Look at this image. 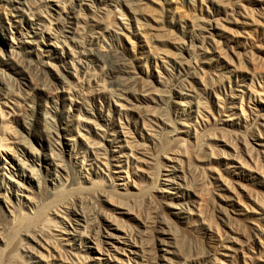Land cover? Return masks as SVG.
Segmentation results:
<instances>
[{"label": "rangeland", "instance_id": "374dc122", "mask_svg": "<svg viewBox=\"0 0 264 264\" xmlns=\"http://www.w3.org/2000/svg\"><path fill=\"white\" fill-rule=\"evenodd\" d=\"M191 42L196 47L194 53L201 47L199 63L193 62L191 55L186 57ZM0 45V86L3 77L9 83L5 93L0 94L5 116L0 117V126L6 125L7 130L5 133L0 127V139L28 165H39L36 169L46 185L51 178L40 170L44 169L41 165L51 167L52 163L33 160L19 145L29 142L43 156L62 147L64 159H70L82 173L95 169V155L102 156L110 167L106 170L100 166L98 176L113 189L109 175L116 178L113 172L119 171L114 168L120 166L125 171L132 163L130 157L126 160L129 150L125 139L136 144L137 151L144 144V148L151 145L138 117L147 108L139 96L144 95L141 91L146 87L162 96L153 109L162 120H158V127L155 125L158 132L162 129L158 138L161 144L172 141L165 148L168 153L159 141L152 152L158 166H170L169 172L162 170V174L176 175L163 156L167 158L175 151L181 158L177 150L182 147L178 145L186 140V129L181 124H202L190 92L191 87H201V75L211 79L203 95L208 107L202 111L209 126L216 122L219 129H236L242 132L241 137H248L253 125L250 110L264 113V0H0ZM108 52L112 57H106ZM255 91H259L260 98ZM229 115H234L233 121H227ZM220 133L216 131L210 140L204 137L201 148L205 150V143L211 142L223 149L224 156L205 158L219 170L215 169L216 174L201 167L191 173L188 170L186 182L191 184L184 185L181 178L175 177L172 186L161 181L150 191L162 203L173 199L186 203L188 213L172 207L161 210L173 226L191 238L173 241V233L154 222L156 206L138 204L132 212L147 227L131 220L133 215L125 217L135 224L134 242L124 236L120 243L103 245V251H108L105 254L97 253V248L81 236L84 220L80 225L62 224L67 236L53 231L56 237L38 235L33 240L21 233L7 246V216L11 209L7 200L16 205L17 194L22 198L27 194L25 188L36 191V182H24L29 174L19 170L10 150L0 152V264H264V229L259 232L254 226L259 223L264 228V154L260 153L264 148L258 143L251 147L253 155L258 153L254 149L260 153L259 177L230 163L227 154L233 152L219 141ZM225 140L243 149L234 136ZM198 149L193 153L199 152L200 156ZM128 170L129 177L134 178L133 170ZM217 174L222 180L226 178V183L234 182H229V191L214 182ZM119 175L120 180L112 183L125 185V174ZM238 182L260 189L261 193L254 190L250 194H256L258 204L241 192ZM141 185L146 187L143 181ZM119 191L123 193L121 187ZM95 200L92 198L87 208L92 207L86 209L93 225L99 226L98 222L103 221Z\"/></svg>", "mask_w": 264, "mask_h": 264}, {"label": "bare ground", "instance_id": "6f19581e", "mask_svg": "<svg viewBox=\"0 0 264 264\" xmlns=\"http://www.w3.org/2000/svg\"><path fill=\"white\" fill-rule=\"evenodd\" d=\"M200 36H202V35H200ZM202 38H199V39L203 40L204 38L203 39ZM212 40H211V42H214ZM203 41L205 42V40H203ZM193 43L191 42L189 44V45H191V47H187L188 49L185 50L186 57H190V55H191V58L192 59L194 58L193 62L197 63V61H198V63H199L200 62L199 59H202V58H198L199 57L198 53H200L202 50H201V47H199L200 52H198L199 50L197 49L198 50V51H196L197 54L194 53V50L196 49V47L194 49L195 44H193ZM192 44H193V46H192ZM0 46H2V45H0ZM202 47H203V45H202ZM215 50H218V49H215ZM217 52H219V54L221 53L219 50ZM110 53L111 52H108L106 54V57H109V58L112 57V55ZM0 54H2L1 48H0ZM192 54H194L195 57L192 56ZM200 55H202V54H200ZM204 55H205V53H204ZM183 57H185V56H183ZM183 57H182V59L184 62L186 61V63H190V61L188 59L183 58ZM183 61H182V63H183ZM19 66L21 68H23L21 65H19ZM203 70L204 69H202V74H204ZM197 72H199V71H197ZM195 73H193V76L195 75ZM1 75H2V73H1ZM196 75H197V73H196ZM199 75H198V77H199ZM253 75H254V73H253ZM196 78H195V80H196ZM199 80L198 81L200 82L201 87L195 86V87H191V90L190 89L189 90L192 93L191 97L196 99V100H194L196 102V104H195L196 112H197V116L199 117V119L203 120L202 124H201V126L196 127V125H191V124L187 125L186 121H184V123L181 125L183 126L182 128L186 129V132H184V134L186 136V140L182 139L183 144L180 143L181 145H178L180 148L182 147V149H180L181 151L177 150V152L179 154H181V158L178 157V155H176L175 151L170 152L171 156L167 154V158L163 156V158L168 163L172 164V166H173L172 168L174 170L173 173H176L175 176H172L170 173H167V174L163 173L162 174V170L165 172L166 171L169 172V170H167V167H170V166L165 165V164L163 165V168L160 167L161 165L158 166L159 163L158 164L156 163L157 161H155V156L152 153L156 149V145L159 144V142L161 144V141L159 140L158 136L160 135L159 132L162 129L158 132L156 130L157 128L155 129V127L157 126V123L159 121H162V120H159V118H157L158 116L155 115V111H153V109L155 108L154 104H156L157 101L161 100L160 97L162 98V96H160V94L153 93L154 89H152L151 87H146L141 91L144 95H142L141 93L139 94L143 103L149 109L146 108V111L138 113V117L140 119L141 127H142L141 129L143 131H145V133L147 134V140H149L151 142V145L144 148V145H145L144 144L143 149H140V147H138L139 151H137V150H134V146L136 144H134V146H133V144L131 142H129L128 139H125V144L129 150V155L127 156L126 160H128L130 157L132 159V163H131V165L127 166V169H125V171L122 168H120V166H117L116 168H114V169L119 170V171L113 172V174H116L118 176L116 178H114V177L112 178V176L109 175V180L111 181V184L113 185V189H109L110 186L106 185L105 181L98 176V174H99L98 170H100V166L105 167L106 170H108L110 167L109 163L107 162L108 161L107 159H106L107 161L105 163L103 162V160L105 161V159L102 158V156H100L98 158L95 155V160H96V163L94 165L95 169L92 168L91 170L85 171V173H82L80 171V169L78 167H76L70 161V159L69 160L64 159V149L62 147L56 153L53 150H50V153L48 156H45V155L43 156L42 154L38 153V150L33 145H31L29 142H25L24 144L19 145V147L21 146V148L23 149L24 152L29 153V156L33 160L34 159L38 160V162H42L45 165H46L47 161L52 163L51 167L41 165V167H43L44 169L42 170L39 168L42 172H45L47 177L51 178L49 184L46 185V183L44 182V178L42 177V174H40L39 171L36 169V166H39V165L36 163H34V165H28L26 163L25 159L23 160V159L19 158L20 155L16 154V151L14 149H9V147L4 146L2 144V140L0 139V152L5 151L8 153L7 150H10L13 154V158L15 160H17L19 163V170H21L22 172H24V171L28 172L29 176L28 175L26 176L24 182H26V183L36 182L35 183L36 184V189H35L36 191H31V190L29 191L28 189L25 188V192H27V194L23 195L22 198H20V195L17 194V201H19V202H17L16 205L14 203L10 202V199L7 200V204H8V206L10 205L11 209L9 210V213H8L9 215L7 216V217H10L8 220L9 225H10L9 226L10 231L6 237V240H5L6 243L5 244L7 246L10 245L14 241V239L16 237H18L19 234H21V233H25L28 237H31L32 239L34 238L33 240H35V238L38 235H49L52 237H56L57 235H54L56 233H53V231L59 232V234H60L59 236H67L68 231L65 227L64 228L61 227L62 224H63V226H65L66 224L67 225H71V224L80 225L81 222L84 220L83 225H81V227H80V230L83 231L81 236L86 238L88 240V242H90L91 244H93L97 248L96 249L97 253L101 252L102 254H105V252L108 253V251H103L104 250L103 245L106 244V245L113 246V244L115 242L120 243L119 239H123L122 237H124V236H126V238H133L134 237L135 231H136V229L134 228L135 224H130L129 222H127L125 217L127 219H130L129 216L133 215V217H131V220L134 219L135 221L136 220L140 221L133 214V212H134L133 207H136L138 204H150V205L156 206L157 212L153 216L154 222L156 224L163 225L166 228V230L168 231V233L169 232L173 233V235H174V236L172 235L173 241H176V239L177 240L180 239L182 241H187V239H190L191 237L188 235V233H185L182 230H178L175 226H173V224H171L170 219L168 217V214L166 212L163 213V211H164V209H166V207L167 208L172 207V208L178 209V211H180V212H185V213L187 212L188 213L187 210H190V209L187 208L186 203L185 202L177 203L174 199L168 203H166V202L162 203L161 201H158V196L153 195L151 193L152 192L151 190L153 188H155V186L156 187L159 186L161 181H163L164 183H167L169 186H172V184H173L172 179H174L175 177H176V179L181 178V181L183 182L184 185H189L191 183H189V181H188L189 184L186 182V179H187L186 178V171L188 172V170H189L191 173V172H194L197 168L200 169V167L203 168V170L209 171L211 174L212 173L216 174L215 171L218 169L216 167L214 168V166L211 165L210 163L205 162V158H207L208 156H210L211 159H212V157H215V156L219 157V155L221 156L224 154L222 152L223 149L222 150L218 149V147L215 144H212L209 141L210 143H205V145H204L205 150H201V148L203 146L202 141L205 142L204 137H206L207 140H210L216 131H221V133H220L221 139L219 141L221 143H223V146L229 147L231 149V151L233 152V154L230 153L231 155L227 154V158L230 157L229 161H231L230 162L231 164H237V167H238L237 169H243V170L249 172L250 174H255V175H258L259 177H262L260 174L261 173L260 168H261L262 164H260L261 166H259V156H260L259 154L260 153L264 154V151L259 153L258 149H254V151H257L259 154L256 153V155H253L252 154L253 149L251 148V147H254V145L258 146V144H260L259 147L264 148V145H261V144H264V141H262V140H264V113H261L260 111H252V109L250 110L253 125L251 126V129H249L248 137L244 136V135H243V137H241L240 133H242V132L239 131L240 132L239 133V132H237L238 130L236 131V129H232L230 131H227L225 129H219V128H217L216 122L211 123L212 126H209L210 123L208 124V119L206 118V116L203 115L202 111L206 112L205 109L208 107L207 105H206L207 107L204 105L205 103L203 102V95L208 92L211 79L209 80V78L206 76V74H204L203 76L201 75L199 77ZM192 83H193V81L191 82V84ZM8 85H9L8 81L5 79V77H3L2 78V86H0V94L5 93V91L8 89ZM119 85L121 86V84H119ZM192 86H193V84H192ZM257 94H258L257 95V97H258L259 91ZM262 94H264V93H262ZM262 94L260 93V95H262ZM179 95H182V94L180 93ZM259 98H260V96H259ZM157 99H159V100H157ZM262 101H264V100H262ZM262 101H261V104L264 103ZM150 104H153V105H150ZM241 112L242 113L240 116L242 118L243 117L245 118L246 117L245 115L242 116L244 110H241ZM3 116H4L3 111L0 108V117L2 118ZM232 116H234V115L227 116V119H228L227 121H233L234 118H232ZM197 119H196V123L198 124ZM213 120H214V118H213ZM229 124H230L229 126L233 125L232 123H229ZM4 126H6V125H4ZM0 127L3 129V131L5 130V133H6V131H7L6 128L5 127L3 128L2 126H0ZM199 127H202V128H200L201 130L198 129ZM204 132H206L205 134H207V133L208 134L205 135ZM245 135H247V134L245 133ZM228 136H234V139L237 141V144L241 143V146L243 145V149H240V147H237V146H233L234 143L231 144V146H230V143H232L233 141L228 144L227 140H225V137H228ZM213 138H212V140L215 139V138L214 139ZM188 140L191 141L190 143L193 145L192 147L191 146L189 147V145L186 144L188 142ZM250 140H251V142H250ZM171 142L172 141H167L166 143L161 144L162 145L161 148L167 149L168 146L170 147ZM4 143H6V142H4ZM90 143L91 142H89V144ZM198 148L200 149V153L202 152V154H200V156L198 154L199 153L198 151H197L198 152L197 155L194 154L195 153L194 151H196L195 149H198ZM166 149H165V151H166V153H168ZM165 151L163 154H166ZM24 152H22V153H24ZM243 153L245 154V157H247V159H245V160H244ZM93 154H97V151H94ZM194 162L198 163L199 165H197L196 163L194 164ZM226 165H228V164H226ZM128 167L133 170L132 174H133L134 178H132V179L129 177ZM4 169L7 170L6 168H4ZM110 171H111V169H110ZM262 171H264V170H262ZM110 173L111 172H109V174ZM119 174H125V179L127 180V183L125 185L124 184H117V185H123V187L117 186L116 184L112 183L113 182L112 180H114V181L120 180L119 176H121V175H119ZM162 177H164L163 180H161ZM216 178L217 179H214L215 180L214 182L221 183V186H224L225 189H227V191H229V189H231V187L229 185H231V183H234L232 181H229V182H231L230 184H229V182L228 183L224 182V180L226 178H224V180H222L221 176L218 174H217ZM7 179L9 180V177H7ZM141 181L146 183V187H144V189L142 188ZM18 184L19 183H16V186ZM235 184H236V182H235ZM115 185L119 188L121 187L123 189V193H120L119 188H117ZM163 185L166 186L165 184H163ZM114 186L116 188H114ZM237 186L239 187V189L241 190L242 193L246 194V196L248 197L249 200H251L253 203H257V204L259 203V202H256V200H258V197L256 196V194L254 197H251V195H250L251 193L252 194L255 193L254 190L256 191V193H261V191H260V189H258V187H254V186L252 187V186L246 185L245 183L243 184L241 182H240V184L238 182ZM238 187H237V189H238ZM158 188H160V187H158ZM166 188H168V187L166 186ZM192 188H193V186H192ZM165 192L169 193V190L165 189ZM241 192L237 191L236 194L238 193L239 196H242ZM169 194H172V193H169ZM261 194H264V193H261ZM234 196L236 197V195H234ZM92 198H94V200L96 199L98 202V203H95L93 201L92 205L94 206V203H95V205L97 204V207L100 208L99 214L102 218L103 223L98 222V224H100L99 226L93 225L94 224V222L92 221L93 219H90L91 217H89V215L91 216V214L90 213L88 214V212H87V209H90L92 207L90 205V207L87 208L88 204H90V202H91L90 200H92ZM236 198L238 199V197H236ZM251 198H254V200H252ZM103 203L107 204V206H110L112 209H110V208L108 209L106 207H103V205H102ZM93 208H95V207H93ZM161 208L163 211L161 210ZM158 210H160L161 212ZM94 211H95V209H94ZM115 212H121V213H119V215L117 216V215H115ZM140 223H141V226H143L145 228L147 227L144 222L140 221ZM257 224H258V226L254 225L256 227L257 231L262 232V229H264V228L259 226L260 225L259 223H257ZM101 237L105 238V240L101 239ZM62 238L63 237H61V240H62ZM161 241L163 242V239ZM131 242L132 243L134 242V238H133V241H131Z\"/></svg>", "mask_w": 264, "mask_h": 264}]
</instances>
